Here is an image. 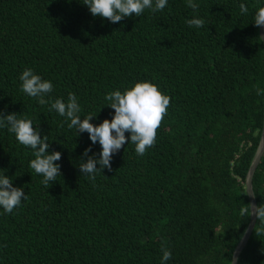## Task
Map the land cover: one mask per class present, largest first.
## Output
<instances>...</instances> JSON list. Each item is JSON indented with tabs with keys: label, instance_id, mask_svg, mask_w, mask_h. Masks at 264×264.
Masks as SVG:
<instances>
[{
	"label": "trees",
	"instance_id": "1",
	"mask_svg": "<svg viewBox=\"0 0 264 264\" xmlns=\"http://www.w3.org/2000/svg\"><path fill=\"white\" fill-rule=\"evenodd\" d=\"M194 2L196 11L168 0L111 23L83 0H0V114L47 135L62 173L46 189L29 167L33 150L0 128V173L28 197L10 214L0 208V264H161L162 245L172 253L164 264L231 263L250 220L239 211L262 130L264 44L253 21L264 0ZM194 16L202 28L187 25ZM26 68L52 82L46 99L74 93L94 125L114 114L107 93L153 83L170 97L155 145L139 156L129 142L90 181L82 153L98 158L100 144L21 90ZM252 190L264 204V151ZM260 227L237 264H264Z\"/></svg>",
	"mask_w": 264,
	"mask_h": 264
},
{
	"label": "clouds",
	"instance_id": "2",
	"mask_svg": "<svg viewBox=\"0 0 264 264\" xmlns=\"http://www.w3.org/2000/svg\"><path fill=\"white\" fill-rule=\"evenodd\" d=\"M92 16L106 18L111 23H119L125 17H139L146 9L153 13L163 11L168 0H83ZM186 6L196 11L199 7L194 0H186ZM242 14H247L249 9L246 4L239 5ZM189 27L202 28L205 21L194 16L186 20ZM254 25L264 28V6L259 7L254 16ZM259 41H264V35H260ZM21 90L28 96L36 98L40 105H48L49 111L55 110L60 116L68 121V128L75 129L77 135L87 132L92 144L97 142L101 146L98 158L96 154L89 155L91 147L85 148L82 156L87 157L79 165L80 172L88 176L90 181L95 182L97 172L107 168L112 170L111 160L113 155L124 145L131 142L135 145V152L139 156L145 155L147 150L156 143L157 130L161 127L164 117L167 115L170 105V97L162 93L153 83L140 81L131 87L114 90L105 95L106 105L114 109V114L109 119L102 120L94 125L90 122L96 115L89 114L83 119L80 117L81 105L74 93H69L67 102L61 98L54 101L46 99L53 91V84L44 80L31 68L23 70L19 77ZM257 95L264 94V89L257 88ZM7 128L15 135L16 140L23 146L33 150L34 159L29 167L38 175H41L42 185L47 189L52 182L61 177L60 165L56 163L61 159V153L53 150L49 153L47 135L42 136L38 128L33 126L30 119L18 118L16 113L0 114V128ZM129 135L126 136L125 134ZM99 165V167H97ZM255 199V193L247 191L243 193ZM21 187L13 186L12 179L4 173H0V208L4 213L10 214L21 205L22 200H27ZM241 216L254 217L261 222L257 234L264 233V204L246 203L240 208ZM161 264L172 257L170 250L162 245ZM236 257L232 258L235 264Z\"/></svg>",
	"mask_w": 264,
	"mask_h": 264
},
{
	"label": "water",
	"instance_id": "3",
	"mask_svg": "<svg viewBox=\"0 0 264 264\" xmlns=\"http://www.w3.org/2000/svg\"><path fill=\"white\" fill-rule=\"evenodd\" d=\"M262 6H264V3ZM259 35H264V28H259ZM263 44H264V41H263ZM263 151H264V113H263L262 130H261V134H260L258 147L255 151V154H254L252 160H251V163H250V166L248 168L246 178H245V190H246V192L247 191L253 192V190H252V176H253V173L255 171V168H256L259 160H260V157H261ZM247 197H248L249 203L256 204L255 199H253L250 195H247ZM255 221L256 220L254 217H250L249 223H248L242 237L240 238L239 242L237 243V245L233 251L232 258L236 257L238 259V256H239L242 248L244 247V245L246 244V242L250 236V233L254 227ZM232 258H231L230 264H232ZM237 259H236L235 264H237Z\"/></svg>",
	"mask_w": 264,
	"mask_h": 264
}]
</instances>
